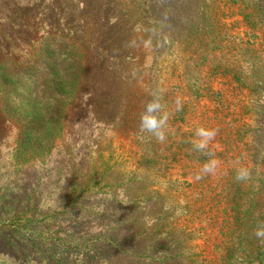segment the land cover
I'll list each match as a JSON object with an SVG mask.
<instances>
[{
  "label": "trees",
  "instance_id": "obj_1",
  "mask_svg": "<svg viewBox=\"0 0 264 264\" xmlns=\"http://www.w3.org/2000/svg\"><path fill=\"white\" fill-rule=\"evenodd\" d=\"M237 18L264 21V0H0V41L7 52L0 61V84L6 90L5 100L13 103L12 108L3 103L1 107L14 116L11 120L7 114L0 128L8 120L19 131L16 174L34 154L44 157L42 176L51 175L48 161L56 150L64 153L61 167L71 187L63 210L58 207L45 215L38 247L28 234L27 245L34 247L23 254L19 244L26 241L0 231V246L5 240L7 247L0 255L20 263V256L40 254L52 257L48 264H196L185 259L189 251L195 254L187 242L199 241L203 236L196 237V231L203 230L205 240L215 247V264H248L264 257V237L256 235L264 229V183L243 191L260 196L255 203L260 205L250 204L245 214L240 205L247 199L240 202L233 192L237 163L246 160L243 153L237 156L241 142L250 151L248 163L256 167L250 169L258 172L257 167L264 166V156L257 159L261 150L264 155V143L261 138H238L235 111L242 106L229 99V94L243 92L250 83L236 73L244 65L232 57L240 49L229 22ZM197 19L194 29L184 24ZM20 43L31 48L25 57L15 54ZM243 44L242 53L250 58L255 43ZM166 58L170 68L163 71L161 61ZM20 78L27 86L16 94L12 86ZM153 93L162 96L163 111L169 114L164 142L140 131L141 113ZM84 120L112 135L108 139L101 135L95 149H60V141L75 136L76 126ZM200 127L218 130L204 151L194 147ZM212 158L219 161V172L202 173ZM159 182L167 184L166 194L157 188ZM170 187H175L174 193ZM121 195L127 209L114 234L98 233L81 243L82 232L74 229L70 239L46 231L57 226L62 211L102 226L109 217L89 218L93 207L102 200L107 215ZM181 196L186 200L178 206ZM2 198L5 204L8 198ZM13 201L23 203L17 196ZM4 207L17 209L10 201ZM4 221L12 222L9 217ZM120 236L129 239L127 245L118 241ZM61 243L68 250L75 244L88 247L84 259L70 261L62 258L63 252L52 251ZM97 243L111 247L112 253L96 248ZM146 258L151 261L146 263ZM26 261L42 264L32 258Z\"/></svg>",
  "mask_w": 264,
  "mask_h": 264
},
{
  "label": "rangeland",
  "instance_id": "obj_2",
  "mask_svg": "<svg viewBox=\"0 0 264 264\" xmlns=\"http://www.w3.org/2000/svg\"><path fill=\"white\" fill-rule=\"evenodd\" d=\"M26 19L29 20V18ZM184 24L189 26L190 29H194L199 23L197 19V21L191 23L185 22ZM229 24L232 28H234L238 43L236 45L240 49V52L236 53V55L232 57L235 62H240L244 65V68H236V73H239L242 76H246L248 77V80H250L249 86H246L248 88H244L245 90L243 92L239 91L235 93L237 95L229 94L230 100L235 102L238 101V104L242 106L237 107V113L235 111V117L238 120L237 128L240 133L238 138H246L245 140L247 141H251L254 138H261L260 140L264 143V21L259 22L258 20L256 23H253L252 21H248L245 19L243 20V18H237V21L231 20ZM180 26V24L176 23L177 28ZM29 32L26 31V34H29ZM30 34L32 35V33ZM247 41L252 42L253 44L255 43V49L249 50L253 52L250 58L245 57V55L242 53L243 50L245 51L243 43L246 44ZM18 46L19 49L16 50L15 54L17 56H27L28 50L31 48L22 43H20V45ZM6 54L7 52L5 51L4 46H2L0 41V61L3 60L5 56H7ZM153 58H156V56H153ZM167 59L168 58L164 60L162 59L163 61H161L162 64L164 62L163 71H166L165 69L167 66L170 68V65H167ZM155 71H158V69H155ZM26 86V80L22 82V79L20 78V82L14 84V86L12 87L13 90L16 91L15 93L19 94ZM219 87L221 88V86ZM5 93L6 90H4V85L0 84V121L6 119L7 114L8 119L14 120V116H12L11 118V115L9 113H6L1 107L2 103L4 104V106H8L10 108H12L13 106V103L7 102L5 100ZM31 101L33 100H29V102ZM20 105H23V103H21ZM241 116L243 118L240 120ZM244 122H246L245 125ZM0 124L2 123L0 122ZM18 132L19 131L17 130L16 126L14 124H11V122H8V120H6V123L3 124L2 128H0V208L2 209V211H0V215H4L2 216L3 218L0 223V231H4L5 233L9 232L13 236L15 235V237H21L22 241L23 239H27L28 234H31V237L35 239V247H38L41 242L40 236H38L37 234L45 232V226H43V223L45 222V215L48 212L55 211L58 207H61L58 210H63L65 205L64 201L65 199H68L65 195L66 191H70L71 187H69V183L67 182V178L65 177V171L61 167V161L64 158V153L62 152L59 155L58 151L56 150L52 152V156L48 161V165L51 167V175L46 177L42 176L44 173V169L43 165L40 164V160H42L44 157H34V154H32V157L29 160V164H25L27 166L24 169L20 170L18 174H16L17 171L15 166L17 164V161L14 157V147L17 146V137L19 135ZM101 135H103L104 138L108 139L110 138L112 133L110 130L98 127V125L93 121L84 120L76 126L75 136H66L65 139L61 140L60 144L58 145L62 150L64 148H69L72 151H76V149L80 147H89L95 149L96 145L101 141V139H99ZM226 138L227 136L225 135V139ZM115 145H119L117 141ZM227 148H229L228 144H225V153L227 152ZM220 150H222V148H220ZM236 152L239 153V155H237L238 159L240 158L241 153L246 155L245 162L239 161V163H237V168H246L249 172V177L246 180H238L233 185V192L235 193V196H238V198H240V202L243 199H247V201L243 200L244 202H246L245 204L242 203L240 205V208H242L243 210L242 214H245L247 213V211L250 212V204L252 206L255 205V207H258V205H260L255 204L256 198H260V196L256 197L254 192H252L251 194L248 192L247 194L250 195L247 198V194H245L243 191L247 192L252 189V187L260 186L262 185V183H264V166L262 165L260 167H257V169H259L258 172H254V170L250 169L256 167H254L255 165H251L248 163V160L251 159V156L248 146H246L245 143L241 142L239 144V148L236 149ZM263 156L264 155L261 150V153L257 154L258 161L262 160ZM263 163L264 161L262 162V164ZM223 167V165H220V169H222ZM261 175L263 178H258ZM258 179L259 181H257ZM250 184H252V186H250ZM156 186L162 193L166 194L168 186L165 182H159V184ZM151 188L155 189L156 187H149L148 190H150ZM168 190H171V192L174 193L175 187H170L168 188ZM2 195H6V197L8 198L7 202L10 201L16 206V211H12L9 208L5 209L4 206L7 202L5 204L4 202H2L4 200V198H2ZM15 196L21 199L23 203L19 204L18 202H14L13 198ZM184 196L188 197L185 194ZM185 200L186 198L181 196L180 199L178 198V201L176 203L178 204V206H181L185 202ZM117 201L118 205H116L112 212L108 211L107 215H103V207L100 205L102 203V200H98V203H96L97 207H93V214L89 218L95 220V218L97 217L98 220H100L104 219V216L107 218L109 217V220H107L102 226L94 225V223H88L86 221V219H88L86 216L84 221H79V219H76L73 214L62 211L61 213H59V217L57 218V226L46 231L49 233L55 232L59 237L67 239L72 234V229H74L80 233L79 235H81L82 232L83 238L82 240H80L81 243H86L88 239H91L98 233L114 234L117 232L115 230L116 226L120 225L123 219V214H125L124 211L125 209H127L126 197H123L121 195ZM253 209L254 207L252 208V210ZM178 212H181V209H178ZM6 217H9L11 219L12 222L10 225H8L9 223H5L4 221ZM13 217H16V219H12ZM27 217H32L34 220H27ZM202 226L206 227L207 225L204 224ZM198 229L201 228L197 226V230ZM196 232L198 233L196 237L202 234L204 238L202 237L201 239H199V241H197V239H191L187 242V248H192L195 251V254H193L191 250L189 251V253L191 254L190 257H185V259L191 262L197 261L196 264H215V262H217L215 261L217 258L215 254V247L205 240L206 234L203 235V232L205 231L198 230ZM207 232H210L208 234L212 233L210 229H207ZM25 241L26 244H19L24 248L21 250L23 254L26 252H32L34 247L32 245H27L29 240ZM118 241L122 242L123 245H127L129 239H123L122 236H120V238H118ZM66 246L67 245H65L64 243H61V245L53 247L52 251H60L57 253L63 252L65 254V256L62 257L63 259L69 257L70 261H81L82 259H84V257L82 256L83 251L88 250V247L83 248L80 247L81 245H77L76 248V244L74 250H68ZM0 247V250L7 249L5 240ZM48 247L51 246L48 245ZM97 247L104 253H112L111 247L100 245V243L96 244V248ZM8 249L11 250L13 249V247L9 246ZM18 258L20 259L21 263L16 262V260L13 258H9V256L0 255V264H23L25 262H27L26 264H36L34 262L26 261L27 259L30 260L31 258L41 262L42 264H48V259H51L52 257L40 256V254H38L33 257L20 256ZM145 260L146 263H149L151 261L150 258H146ZM260 260L262 261V263H260ZM122 261L123 263H130L129 261H126L124 259ZM67 263L70 264L73 262L68 261ZM101 264L108 263L104 262ZM248 264H264V257L253 260L252 263Z\"/></svg>",
  "mask_w": 264,
  "mask_h": 264
},
{
  "label": "clouds",
  "instance_id": "obj_3",
  "mask_svg": "<svg viewBox=\"0 0 264 264\" xmlns=\"http://www.w3.org/2000/svg\"><path fill=\"white\" fill-rule=\"evenodd\" d=\"M162 96L157 93L152 94V99L145 106L144 112L140 116V131L152 134L157 141L164 142L166 139V126L169 114L163 111L164 105L161 103ZM217 129H208L200 127L196 130V136L199 140L194 142V147L198 151L207 149L208 144L217 135ZM219 165V161L215 158L209 159L201 169L204 174L214 173ZM249 172L246 168H240L237 171V180H246ZM200 176H197L199 179ZM258 237H264V229H258L256 232Z\"/></svg>",
  "mask_w": 264,
  "mask_h": 264
}]
</instances>
